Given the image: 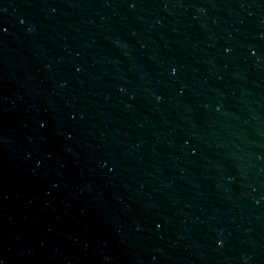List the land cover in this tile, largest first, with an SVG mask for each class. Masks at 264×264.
Returning a JSON list of instances; mask_svg holds the SVG:
<instances>
[{
    "label": "water",
    "instance_id": "water-1",
    "mask_svg": "<svg viewBox=\"0 0 264 264\" xmlns=\"http://www.w3.org/2000/svg\"><path fill=\"white\" fill-rule=\"evenodd\" d=\"M0 264H264V0H0Z\"/></svg>",
    "mask_w": 264,
    "mask_h": 264
}]
</instances>
